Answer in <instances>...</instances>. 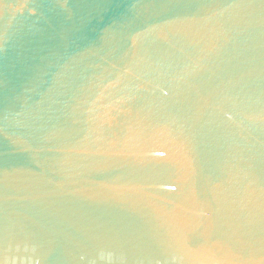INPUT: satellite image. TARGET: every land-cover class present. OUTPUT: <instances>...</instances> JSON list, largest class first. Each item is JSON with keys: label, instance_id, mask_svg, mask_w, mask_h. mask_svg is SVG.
Masks as SVG:
<instances>
[{"label": "water", "instance_id": "water-1", "mask_svg": "<svg viewBox=\"0 0 264 264\" xmlns=\"http://www.w3.org/2000/svg\"><path fill=\"white\" fill-rule=\"evenodd\" d=\"M0 264H264V0H0Z\"/></svg>", "mask_w": 264, "mask_h": 264}]
</instances>
